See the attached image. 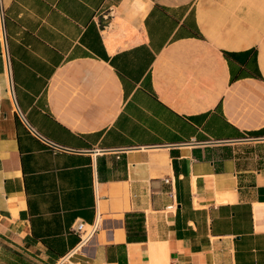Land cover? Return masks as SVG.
Returning a JSON list of instances; mask_svg holds the SVG:
<instances>
[{
  "label": "crops",
  "instance_id": "0c3cea01",
  "mask_svg": "<svg viewBox=\"0 0 264 264\" xmlns=\"http://www.w3.org/2000/svg\"><path fill=\"white\" fill-rule=\"evenodd\" d=\"M0 8V264H264V0Z\"/></svg>",
  "mask_w": 264,
  "mask_h": 264
},
{
  "label": "built area",
  "instance_id": "2783aa9c",
  "mask_svg": "<svg viewBox=\"0 0 264 264\" xmlns=\"http://www.w3.org/2000/svg\"><path fill=\"white\" fill-rule=\"evenodd\" d=\"M0 14H1V8H0ZM5 51L6 50H4V52ZM20 116L22 119H24L21 113H20ZM29 129L32 133L38 135V133L32 127H29ZM98 225L99 224L97 221H94L90 224H85L82 221H75L71 228L78 235L79 240L77 244L70 251H68V253L59 257L51 264H78V263H74L71 261L72 256L76 252H78L80 248L95 234V232L98 229ZM32 264H37V263H32Z\"/></svg>",
  "mask_w": 264,
  "mask_h": 264
},
{
  "label": "trees",
  "instance_id": "16d2710c",
  "mask_svg": "<svg viewBox=\"0 0 264 264\" xmlns=\"http://www.w3.org/2000/svg\"><path fill=\"white\" fill-rule=\"evenodd\" d=\"M131 215H132V216H133V215H136V216L138 217V219H137L136 221L139 222V223L142 222V220H143V215H142V214H127V215H126V227L129 226V217H130Z\"/></svg>",
  "mask_w": 264,
  "mask_h": 264
}]
</instances>
